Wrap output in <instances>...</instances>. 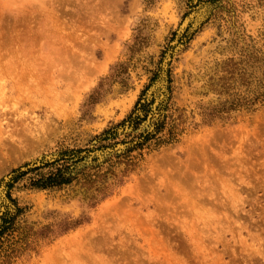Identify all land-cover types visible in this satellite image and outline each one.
I'll use <instances>...</instances> for the list:
<instances>
[{
  "label": "rangeland",
  "instance_id": "obj_1",
  "mask_svg": "<svg viewBox=\"0 0 264 264\" xmlns=\"http://www.w3.org/2000/svg\"><path fill=\"white\" fill-rule=\"evenodd\" d=\"M263 94L264 0H0L7 264H264Z\"/></svg>",
  "mask_w": 264,
  "mask_h": 264
},
{
  "label": "bare ground",
  "instance_id": "obj_2",
  "mask_svg": "<svg viewBox=\"0 0 264 264\" xmlns=\"http://www.w3.org/2000/svg\"><path fill=\"white\" fill-rule=\"evenodd\" d=\"M60 1H61V0H60ZM65 1H66V0H65ZM69 1L72 2L73 0H69ZM67 2H68V1H67ZM75 2H76V1H75ZM56 3H57V2H56ZM64 3H65V2H64ZM71 4H72V3H71ZM71 6H72V5H71ZM67 8H68V7H67ZM92 8H93V7H92ZM36 9H37V8H36ZM36 9H35V10H36ZM44 9H45V8H44ZM49 9H50V8H49ZM55 10H56V9H55ZM55 10L53 11V13L56 12V11H58V10H56V11H55ZM70 10H71V8H70ZM83 10H84V9H83ZM32 11H33V10H32ZM34 12H35V11H34ZM34 12H33V13H34ZM49 12H50V11H49ZM51 12H52V11H51ZM58 12H59V11H58ZM47 13H48V12H47ZM85 13H87V12H85ZM28 14H29V12H28ZM44 14H45V11H42V12L36 11V12L34 13L33 17L30 18V20H29L28 18H27V19L25 18V20H29V21H27V22H29V24H30V25H29L28 23H26V25L28 24L27 26H33V27H31L30 30H31V32H34V33H30V34H33L32 36H35V37H36L37 35L35 34L36 32L34 31V29H35L36 27H38V26H40V28H42V30L39 31V34H40L41 36H40V35H39V36H40V37L43 36L44 39H48V37H46V36H49L48 34H49V31H50V32L52 33V36H50V40L52 39V42H53V40H55V39L58 38V35H57L58 33H57V32H58L59 30L57 31L56 28H53V29H50V30H49L48 28H46L47 26L44 25V24H45V19H46V18L44 17ZM49 14H50V13H49ZM55 14H56V13H55ZM68 14H69V15H73V14L76 15L77 12L71 10V12L68 13ZM80 14H82V13H80ZM30 15H31V14H30ZM52 15H53V14L51 13L50 16H52ZM63 15H64V14H63ZM77 15H78V14H77ZM82 15H83V14H82ZM82 15H79V16H82ZM85 15H86V14H85ZM41 16H43V17H41ZM53 16H54V15H53ZM87 16H88V14H87ZM94 16H95V15H94ZM92 17H93V16H92ZM44 18H45V19H44ZM93 18H94V17H93ZM54 19H55V18H54ZM20 20H21V19H20ZM46 20H47V19H46ZM18 22H19V21H18ZM20 23H21V22H20ZM57 24H58V23H57ZM16 25H17V24H16ZM24 25H25V24H24ZM26 25H25L24 27H27ZM61 25H62V24H61ZM11 26H12V25H11ZM21 26H22V25H21ZM17 27H18V26H16V28H17ZM22 27H23V26H22ZM62 27H63V25H62ZM19 28L21 29V27H19ZM28 28H29V27H27V29H28ZM38 28H39V27H38ZM64 28H65V27H64ZM58 29L61 30L60 27H59ZM62 29H63V28H62ZM71 29L74 30L75 27H74V29H73V28H71ZM77 29H78V28H77ZM12 30H14V29L12 28ZM17 30H18V29H17ZM21 31H24V29L21 30ZM21 31H20V34H22ZM26 31H27V30H26ZM56 31H57V32H56ZM12 32H13V31H12ZM55 32H56V33H55ZM61 32H62V30H61ZM65 32H66V31H65ZM65 32H62V33L65 34ZM16 33H18V32H16ZM59 33H60V32H59ZM12 34L15 35V30H14V32H13ZM14 35H12V36L14 37ZM16 35H17V34H16ZM16 35H15V37L17 38ZM25 35L27 36L26 33H25ZM25 35H24V36H25ZM21 36H22V35H21ZM26 36L23 37V40H24V39H27ZM39 36H38V37H39ZM18 37H19V35H18ZM27 37H28V36H27ZM30 37H31V35H30ZM19 38H20V37H19ZM36 38H37V37H36ZM44 39H43V40H44ZM62 39H64V38H62ZM13 40H15V39L13 38ZM30 40H31V39H30ZM32 40L34 41L33 38H32ZM36 40H37V39H36ZM65 40H66V39H65ZM15 41H16V40H15ZM15 41H14V42H15ZM17 41H19V40H17ZM38 41H39V42H43V41H40V40H38ZM45 41H46V43H47V40H45ZM19 42H20V41H19ZM28 42H29V41L27 40V42H26L27 44H26V45H28ZM34 42H35V44H36L37 41H34ZM39 42H38V43H39ZM54 42H55V41H54ZM66 42H67V41H66ZM21 43H22V42H21ZM55 43H57V42H55ZM55 43H54V44H55ZM15 44H18L17 46H19V43H18V42H15ZM35 44H33L34 47H35ZM39 44H41V43H39ZM59 44H60V43H59ZM12 45H13V44H12ZM45 45H46V44H45ZM65 45H66V44H65ZM14 46H15V45H14ZM20 46L23 47V44L20 45ZM36 46H38V44H37ZM39 46H40V48H41L42 45H39ZM39 46H38V47H39ZM49 46H51V45H49ZM57 46H58V45H57ZM15 47H16V46H15ZM28 47H29V46H28ZM30 47H31V45H30ZM38 47H36V50H37ZM16 48H17V47H16ZM16 48H15V49H16ZM19 48H21V47H19ZM19 48H17L16 50H14V51H16L17 54L20 52V51H17V50H19ZM45 48H46V47H45ZM54 48H55V47H54ZM113 48H114V47H113ZM24 49H26L25 46H24ZM38 49H39V48H38ZM46 49H47V48H46ZM57 49H59V48H57ZM22 50H23V48H22ZM36 50H34V51H35V52H39V51H36ZM42 50H43V49H42ZM42 50H41V51H42ZM44 50H45V49H44ZM114 50H115V49H114ZM34 51H33V52H34ZM46 51H47V50H46ZM50 51H51V50H50ZM61 51H62V50H61ZM107 51H108V50H107ZM22 52H23V51H22ZM22 52H21V53H22ZM55 52H56V51H55ZM13 53H14V52H13ZM58 53H59V52H58ZM23 54H24V52H23L22 54H18L17 56H19V55H22V56H23ZM105 54H106V53H105ZM75 55H76V54H75ZM110 55H111V54H110ZM13 56L15 57V53H14ZM17 56H16V57H17ZM107 56H108V55H107ZM113 56H115V55H113ZM16 57H15V58H16ZM76 57L79 59V57H78L77 55H76L74 58H76ZM81 57H82V56H81ZM86 57H88V56H86ZM105 57H106V56H105ZM111 57H112V56H111ZM17 58H20V56L17 57ZM77 58H76V59H77ZM88 58H89V57H88ZM88 58H87V60H90V59H88ZM81 59H82V58H81ZM81 59H80V62H81L84 58H83L82 60H81ZM74 60H75V59H74ZM87 60H86V61H87ZM70 61H72V58L70 59ZM90 61H91V60H90ZM19 62H20V61H19ZM19 62H18V63H19ZM74 62H75V61L71 62V63H73L74 65H76V66H74V68H72V71H73V72H71V75H72V77H74V78L71 77V78H72V79H71L72 81H75V79H77L78 77L83 76L82 74H85V73H83V72H82V74L79 76V73H81V71H82L81 69H84V68L86 69V68L89 66V65H88V66H87V65H84L83 62H81V63L83 64V66H82L81 63L78 62V61H76L75 63H74ZM87 62H88V61H87ZM87 62H86V63H87ZM94 62H95V64H96V61H94ZM94 62H93V63H94ZM93 63H89V62H88V64H90V65L92 64V65L94 66L95 64H93ZM97 63H98V61H97ZM68 64H69V62H68ZM73 64H71V65H73ZM98 64H99V63H98ZM69 65H70V64H69ZM18 66L20 67V65H18ZM81 66H82V67H81ZM72 67H73V66H72ZM91 67H92V66H91ZM69 68H71V67H69ZM69 68H68V69H69ZM103 69L105 70L106 68H103ZM69 70H70V69H69ZM75 70H76V73H75V75H73V73H74ZM96 70H97V71H101V70H102V66H97ZM66 71H67V70H66ZM84 71H85V70H84ZM85 72H86V71H85ZM103 72H104V71H103ZM94 73H95V72H94ZM94 73H93V74H94ZM68 74H69V73H68ZM63 76H64V75H63ZM66 76H67V75H66ZM58 77H60V75H59ZM82 78H83V77H82ZM59 79H60V78H59ZM62 79H64V78H62ZM71 80H70V81H71ZM67 81H68V80H67ZM67 81H65V83H66ZM76 82H77V81H76ZM76 82H74V83H76ZM78 82L80 83V80H79ZM82 82H83V81H82ZM85 82H86V81H85ZM87 82H89V81H87ZM93 82H94V81H93ZM60 83H61V82H60ZM71 83H72V82H71ZM71 83H70V84H71ZM74 83H73V84H74ZM90 83H91V82H90ZM70 84H69L68 86H70ZM73 84H71V85H73ZM84 85H85V84H84ZM60 86H61V85H60ZM80 86H82V85L80 84ZM55 87H56V86H55ZM74 87H75V86H74ZM82 87H83V86H82ZM70 88H71V86H70ZM78 88H79V87H78ZM68 92H69V91H68ZM70 95H71V94H69V96H70ZM71 96H72V95H71ZM76 96H77V95H76ZM77 97H78V96H77ZM77 97H76V98H77ZM72 98H74V97H72ZM69 101H70V100H69ZM75 101H76V100H75ZM72 102H73V101H72ZM70 110H71V109H70ZM1 193H2V192H1Z\"/></svg>",
  "mask_w": 264,
  "mask_h": 264
},
{
  "label": "trees",
  "instance_id": "obj_3",
  "mask_svg": "<svg viewBox=\"0 0 264 264\" xmlns=\"http://www.w3.org/2000/svg\"><path fill=\"white\" fill-rule=\"evenodd\" d=\"M260 99H262L264 103V100H263L264 94L257 98L258 101ZM123 131H120L119 135H122ZM69 183H70V179L67 178L65 174H62L60 172L58 175H56L55 177L51 179V182L49 183V185H47V187L62 186L64 184H69ZM22 213L23 211L17 207V212L15 215L11 216V214L8 212L2 218V223H0V260L2 263L0 264L11 263L12 260L16 257V255L21 252V249H19L18 247H11L6 252H3L4 251L3 246H4V241H5L4 239L6 238L7 233L14 228V225L17 219L22 215Z\"/></svg>",
  "mask_w": 264,
  "mask_h": 264
},
{
  "label": "water",
  "instance_id": "obj_4",
  "mask_svg": "<svg viewBox=\"0 0 264 264\" xmlns=\"http://www.w3.org/2000/svg\"><path fill=\"white\" fill-rule=\"evenodd\" d=\"M195 16H197V14L196 15H194V16H192V17H190L189 19H187L186 21H188V23L185 25V27L183 28V26H184V24H183V26H182V28H181V30H180V33H179V38L176 40V42L173 44V49H172V51L170 52V54L168 55V57H167V60H166V62H165V64H164V69L166 70V72H165V76H164V80H165V82H166V79H167V68H168V66H169V63L171 62V60H172V58H173V56H174V54L178 51L177 50V48L180 46L179 44H180V39L182 38V36L184 35V33H186L187 31H188V29L190 28L191 30L189 31V34H188V36H191L193 33H195V31L196 30H198L200 27H201V25L203 24V19L204 18H202V19H200V20H198V21H196L195 19ZM185 21V22H186ZM159 85V86H158ZM162 84L160 83V82H158V83H156L154 86H153V88L150 90V92L148 93V96H147V100L149 101V100H151L153 97H154V95L157 93V91L160 89V86H161ZM124 147L122 146L121 148H120V146H118L117 148H114V149H108V150H106V151H103V152H100V153H96V156H98V157H101V156H105V155H108L109 153H113V152H119L120 150H122Z\"/></svg>",
  "mask_w": 264,
  "mask_h": 264
}]
</instances>
